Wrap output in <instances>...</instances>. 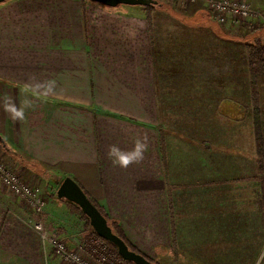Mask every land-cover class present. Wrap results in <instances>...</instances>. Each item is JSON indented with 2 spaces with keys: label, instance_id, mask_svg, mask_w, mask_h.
Wrapping results in <instances>:
<instances>
[{
  "label": "crops",
  "instance_id": "0c3cea01",
  "mask_svg": "<svg viewBox=\"0 0 264 264\" xmlns=\"http://www.w3.org/2000/svg\"><path fill=\"white\" fill-rule=\"evenodd\" d=\"M245 1L250 17L229 27L228 35L209 20L207 4L198 21L177 7L148 15L139 6L120 10L87 0L0 4V160L46 201L39 216L0 182V264H63L51 249L46 254L33 230L38 223L69 251L100 264L99 240L74 207L56 197L65 178L99 204L146 259L256 262L253 224L236 222L252 212L237 206L240 157L222 134L230 127L221 123L224 117L233 112L231 119H238L236 107L226 106V98H205L213 94L210 82L221 78L220 58L228 61L221 43L233 47L232 73L225 75L233 82L237 44L264 45V0ZM166 78L169 95L197 97L175 102L188 109L176 130L175 118L166 120L167 114L166 123L158 108V98H167L160 90ZM49 82L54 87L47 95L36 89ZM256 92L264 135V74ZM6 96L18 107L29 101L23 120L5 111ZM140 136L149 142L144 160L127 169L114 166L109 145L130 149ZM242 194L245 202L251 197Z\"/></svg>",
  "mask_w": 264,
  "mask_h": 264
},
{
  "label": "rangeland",
  "instance_id": "374dc122",
  "mask_svg": "<svg viewBox=\"0 0 264 264\" xmlns=\"http://www.w3.org/2000/svg\"><path fill=\"white\" fill-rule=\"evenodd\" d=\"M157 1V5L154 7L153 10H169L170 7L178 8L181 13L197 18L201 16H206L205 12V5L210 0H195L194 3L191 1H185V0H155ZM129 8V6H118L115 9H126ZM140 8V7H135ZM183 18V17H182ZM187 18V17H185ZM184 18V19H185ZM183 19V20H184ZM210 20V19H209ZM248 20V19H247ZM246 20V21H247ZM195 21V20H194ZM245 22V21H243ZM240 22L236 24L235 26L241 25ZM213 23V22H212ZM218 26V28H221V30H225V33L228 35L227 29L234 25H219L218 23H214ZM203 26L202 24H200ZM224 27V28H223ZM218 28H214L213 30L216 31ZM224 34V33H223ZM212 39V35H208ZM215 47H216V42ZM207 45V44H206ZM208 46V45H207ZM220 52L225 54V57H228V61L221 57L219 67H221V78L218 81L210 82L213 90V94H210L208 97L205 98H226V103H224L226 106H232L236 107V109H233L236 113L237 120H232L233 112L230 113V116H226V120L221 121L222 124H226L230 127H223L225 130H223L222 134H226V137L228 140L226 141L228 145L234 149L236 154H239L238 157L240 159H236L235 164L237 163L242 171V176L240 178L235 179V183L237 189H235L237 192V206L239 207H252V212L247 216L249 219L243 217H236V222L240 223L241 221H245L246 223L253 224V231H252V246L258 250L255 255L254 259H257L256 262H252L251 264H264V210L262 205V197H261V186L258 181L252 180V177H256L257 175L262 174L264 176V160H263V170L259 171V158L257 156V143L255 140V110L254 107L257 106L258 111V120L261 119V110H260V104L259 99L254 98V88L256 91V85L258 83L259 77L255 79L254 82V88L252 90L251 85V79L248 74V66L245 62V53H244V44L238 43L237 44V80L236 81H230L226 80L225 75H228L229 72L232 73V71H229L232 68L233 62L230 61L231 59V52H232V46L228 47L227 44L221 43L220 45ZM212 48V47H211ZM208 52V49L205 50L203 57H207L206 53ZM230 54V58H229ZM214 83V85H212ZM161 85L165 86V89L161 90L162 94L167 98H158V108H162L164 111V116H162V120H165L168 114V118L166 120H171V118H175L176 124H172V129H178L176 126L181 125V122H184V114L187 113V107L185 104L182 106L174 105L177 100H180V98H197V97H181V96H171L168 93V78L165 79V82H162ZM258 89L260 90V84H258ZM204 98V97H203ZM252 98V99H251ZM254 99L257 101L254 102ZM252 103V104H251ZM252 106V109L249 108V106ZM190 114L194 113V110L190 108ZM247 114V123L245 122V117ZM225 114H220L221 117H223ZM165 120V122H166ZM249 120V124H248ZM168 123V122H166ZM233 123V124H232ZM252 123V124H250ZM184 124V123H183ZM264 128V127H263ZM264 133V132H263ZM263 136V150H264V135ZM8 166V165H7ZM9 167V166H8ZM11 170L12 168L9 167ZM262 172V173H261ZM19 176V175H18ZM20 177V176H19ZM21 179V178H20ZM27 183V182H26ZM28 185H31L30 183H27ZM34 186V185H33ZM36 186V185H35ZM242 192H248L246 202L242 198L244 196ZM242 196H241V194ZM243 201V202H241ZM25 207V206H24ZM259 226L260 230L256 231L255 228ZM262 227V228H261ZM240 232H238L239 234ZM242 233V232H241ZM249 235L250 233L247 232ZM239 237V236H238ZM66 245V244H65ZM262 246V252H259V248ZM84 257H87L86 255L82 254ZM149 260V259H148ZM151 261V260H150ZM155 261H152L151 264H155ZM108 264V263H107ZM190 264V263H187ZM221 264H248V263H221Z\"/></svg>",
  "mask_w": 264,
  "mask_h": 264
},
{
  "label": "built area",
  "instance_id": "2783aa9c",
  "mask_svg": "<svg viewBox=\"0 0 264 264\" xmlns=\"http://www.w3.org/2000/svg\"><path fill=\"white\" fill-rule=\"evenodd\" d=\"M188 1V0H185ZM194 3L195 0H189ZM207 11L212 22L219 25H236L246 21L251 15V7L245 0H210L207 3ZM0 182L13 195L20 198L22 204L41 216L45 212L46 201L43 199L38 187L28 185L20 179L18 174L11 170L0 160ZM33 230L39 235L44 248L51 249L63 264H94L90 259L79 252L69 251L65 243L54 234L45 229L43 223L33 226ZM103 248L100 264L109 263L111 257L107 244L98 239ZM113 257V256H112ZM99 264V263H98Z\"/></svg>",
  "mask_w": 264,
  "mask_h": 264
},
{
  "label": "water",
  "instance_id": "95a60500",
  "mask_svg": "<svg viewBox=\"0 0 264 264\" xmlns=\"http://www.w3.org/2000/svg\"><path fill=\"white\" fill-rule=\"evenodd\" d=\"M8 0H0V4ZM107 8H116L118 6L130 7H155L158 3L155 0H87ZM56 197L59 200H65L76 205L80 211L87 217L89 226L93 232L103 241H106L117 250V254L127 262L133 264H151L140 254L130 251L124 241L112 232L107 220L102 216L98 209L89 200L83 190L71 178H65L56 191Z\"/></svg>",
  "mask_w": 264,
  "mask_h": 264
},
{
  "label": "trees",
  "instance_id": "16d2710c",
  "mask_svg": "<svg viewBox=\"0 0 264 264\" xmlns=\"http://www.w3.org/2000/svg\"><path fill=\"white\" fill-rule=\"evenodd\" d=\"M85 1V0H82ZM143 8L146 13L149 15L153 9V7H141ZM147 20L148 23L151 24V20L149 18V16H147ZM244 55H245V62L246 65L248 66V74L250 76L251 79V85H252V90L254 88V82L255 79L258 78L259 76L264 74V45H259V44H252V43H245L244 44ZM254 98H258L257 92L255 91L254 88ZM257 100L254 99V102H256ZM255 110V140L257 143V156L259 158V171L263 170V160H264V150H263V139H262V133H261V126H260V121L258 120V111H257V106L254 107ZM262 173V172H261ZM252 180L258 181L260 183L261 186V197H262V205H263V210H264V176H262V174L259 173V175H257L256 177H252ZM93 205L98 209V211L102 214V216L107 220L108 225L110 226V228L112 229V232L114 234H116L118 237H120L124 243L127 245L128 249L136 254H140V252H138V250L129 243V241L126 239L122 229L120 228V226L114 222L113 220L109 219V217L107 216L105 210L97 203H95L93 200L89 199ZM72 207H74V209L77 211V213L79 214V216L82 218V220L85 223V226H87L89 229V221L87 219V217L80 211V209L72 204L69 203ZM91 237L100 239L91 229ZM101 240V239H100ZM103 241V240H101ZM105 244H107L109 250H110V262H113V264H133L131 262H127L124 261L118 254H117V250L115 248V246H113L112 244L103 241ZM141 255V254H140ZM113 256V257H112ZM148 260V259H147ZM150 263L152 261L148 260ZM155 264H158L157 262H154Z\"/></svg>",
  "mask_w": 264,
  "mask_h": 264
},
{
  "label": "clouds",
  "instance_id": "9594fccd",
  "mask_svg": "<svg viewBox=\"0 0 264 264\" xmlns=\"http://www.w3.org/2000/svg\"><path fill=\"white\" fill-rule=\"evenodd\" d=\"M44 88V94L47 95L53 90L54 84L49 82L47 85H36V89ZM29 106V101L24 102V107H18L16 102L10 97L4 98L5 111L9 113L14 120H23L25 118L24 108ZM149 151V142L147 136L137 137L130 149L121 148L117 144H111L108 147L107 157L111 163L121 169H127L131 165L141 163L145 154Z\"/></svg>",
  "mask_w": 264,
  "mask_h": 264
}]
</instances>
